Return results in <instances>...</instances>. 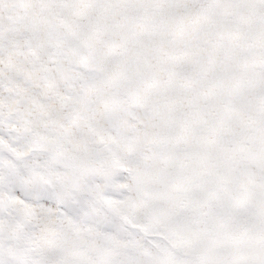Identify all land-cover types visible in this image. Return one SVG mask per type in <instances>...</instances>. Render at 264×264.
<instances>
[{"label":"snow or ice","instance_id":"snow-or-ice-1","mask_svg":"<svg viewBox=\"0 0 264 264\" xmlns=\"http://www.w3.org/2000/svg\"><path fill=\"white\" fill-rule=\"evenodd\" d=\"M0 264H264V0H0Z\"/></svg>","mask_w":264,"mask_h":264}]
</instances>
